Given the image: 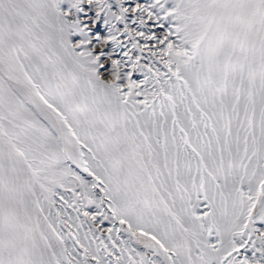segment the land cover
Instances as JSON below:
<instances>
[{
    "label": "snow or ice",
    "instance_id": "snow-or-ice-1",
    "mask_svg": "<svg viewBox=\"0 0 264 264\" xmlns=\"http://www.w3.org/2000/svg\"><path fill=\"white\" fill-rule=\"evenodd\" d=\"M125 2L0 0V264H264V0Z\"/></svg>",
    "mask_w": 264,
    "mask_h": 264
},
{
    "label": "rangeland",
    "instance_id": "rangeland-1",
    "mask_svg": "<svg viewBox=\"0 0 264 264\" xmlns=\"http://www.w3.org/2000/svg\"><path fill=\"white\" fill-rule=\"evenodd\" d=\"M152 2H153V0H126L125 7H128L130 9L129 19H128L129 24L131 25V20L136 18L137 14L131 12V9L134 8L136 4L147 5V4L152 3ZM144 19L147 20L146 14H144ZM121 27H122V25H121ZM131 27L136 28L137 25H131ZM148 28L154 29L157 34H159V32L161 31L152 21H148ZM98 227L100 228L101 231L98 232L97 234L100 235L102 233L103 236L106 237L107 236L106 229L108 227H111V224H109L107 221H105L103 225H98ZM117 227H119V225H117ZM121 238L127 239L126 234L122 232Z\"/></svg>",
    "mask_w": 264,
    "mask_h": 264
}]
</instances>
